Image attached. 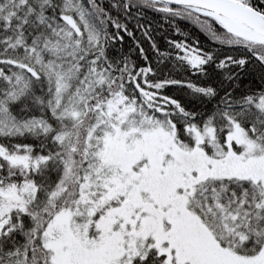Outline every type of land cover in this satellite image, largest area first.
I'll list each match as a JSON object with an SVG mask.
<instances>
[{"label":"snow or ice","instance_id":"snow-or-ice-1","mask_svg":"<svg viewBox=\"0 0 264 264\" xmlns=\"http://www.w3.org/2000/svg\"><path fill=\"white\" fill-rule=\"evenodd\" d=\"M0 264H264V0H0Z\"/></svg>","mask_w":264,"mask_h":264}]
</instances>
